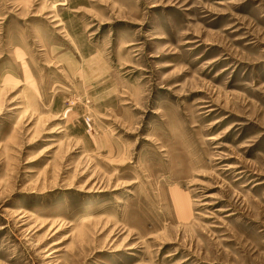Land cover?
I'll use <instances>...</instances> for the list:
<instances>
[{
	"label": "rangeland",
	"instance_id": "1",
	"mask_svg": "<svg viewBox=\"0 0 264 264\" xmlns=\"http://www.w3.org/2000/svg\"><path fill=\"white\" fill-rule=\"evenodd\" d=\"M0 264H264V0H0Z\"/></svg>",
	"mask_w": 264,
	"mask_h": 264
}]
</instances>
